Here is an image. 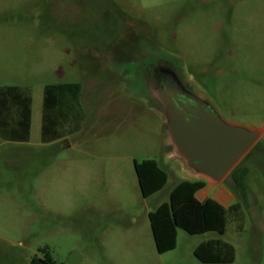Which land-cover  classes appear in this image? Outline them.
<instances>
[{
  "label": "rangeland",
  "instance_id": "obj_1",
  "mask_svg": "<svg viewBox=\"0 0 264 264\" xmlns=\"http://www.w3.org/2000/svg\"><path fill=\"white\" fill-rule=\"evenodd\" d=\"M140 42L178 59L229 121L262 138L199 200L238 204L224 235L178 229L159 254L149 213L184 180L166 159L162 121L116 61ZM115 55V56H114ZM122 58V57H120ZM32 99L28 142L0 130V264H203L221 239L233 264H264V0H0V88ZM53 131L43 135L45 98ZM168 174L144 198L134 163Z\"/></svg>",
  "mask_w": 264,
  "mask_h": 264
},
{
  "label": "trees",
  "instance_id": "obj_2",
  "mask_svg": "<svg viewBox=\"0 0 264 264\" xmlns=\"http://www.w3.org/2000/svg\"><path fill=\"white\" fill-rule=\"evenodd\" d=\"M55 103L49 93L45 98L43 135L53 131L55 118L47 114ZM32 99L28 92L18 87L0 88V130H5L8 140L14 143L28 142L31 130ZM141 194L148 198L162 190L168 174L156 161L134 163ZM207 185L204 181L182 180L171 192L169 202L161 204L149 213L150 225L157 252L164 254L177 247L178 229L190 235L216 232L224 235L229 212H237L238 204L226 208L213 199L199 201L197 193ZM195 257L203 264H233L235 249L221 239H212L199 244ZM30 264H55L50 254L35 257Z\"/></svg>",
  "mask_w": 264,
  "mask_h": 264
},
{
  "label": "water",
  "instance_id": "obj_3",
  "mask_svg": "<svg viewBox=\"0 0 264 264\" xmlns=\"http://www.w3.org/2000/svg\"><path fill=\"white\" fill-rule=\"evenodd\" d=\"M166 92L148 91L161 118L166 159L187 181L217 187L262 138L263 130L226 119L184 67L166 70Z\"/></svg>",
  "mask_w": 264,
  "mask_h": 264
},
{
  "label": "flooded vegetation",
  "instance_id": "obj_4",
  "mask_svg": "<svg viewBox=\"0 0 264 264\" xmlns=\"http://www.w3.org/2000/svg\"><path fill=\"white\" fill-rule=\"evenodd\" d=\"M115 55V62L119 61L121 66L123 63L125 82L135 87V93L143 100L148 97V91L156 94L166 92L170 85L165 74L168 68L183 67L178 59L164 53L150 42H140L128 56H124L121 48H117Z\"/></svg>",
  "mask_w": 264,
  "mask_h": 264
},
{
  "label": "crops",
  "instance_id": "obj_5",
  "mask_svg": "<svg viewBox=\"0 0 264 264\" xmlns=\"http://www.w3.org/2000/svg\"><path fill=\"white\" fill-rule=\"evenodd\" d=\"M206 189V187L205 188H203L202 190H200L198 193H197V198L199 197V195L201 194V192L203 191V190H205ZM198 200H199V198H198ZM200 201V200H199ZM205 201V200H204ZM215 201H217L218 203H220L221 205H223L224 207H226V208H228V207H230L231 205H228V204H226V203H224L223 202V200H221L218 196H217V200H215Z\"/></svg>",
  "mask_w": 264,
  "mask_h": 264
}]
</instances>
